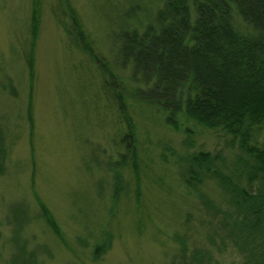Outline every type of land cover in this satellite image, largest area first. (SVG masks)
<instances>
[{
    "label": "rangeland",
    "instance_id": "1",
    "mask_svg": "<svg viewBox=\"0 0 264 264\" xmlns=\"http://www.w3.org/2000/svg\"><path fill=\"white\" fill-rule=\"evenodd\" d=\"M161 6V0H0V132L6 151L0 264H173L185 256L192 262L198 251H209L215 264L244 263L232 244L223 252L207 236L208 222L219 225L222 215H210L205 202L227 210L217 181L196 192L180 176L187 156L220 154L232 169L240 151L226 146L223 132L181 113L174 115L175 129L159 105L169 97L157 90V78L138 81L142 76L134 77L113 39L123 29L143 30L146 17L153 19ZM132 8L136 14L127 15ZM73 15L111 77L70 42L66 25ZM114 76L119 87L137 89L147 99L131 92L125 104L115 100L109 89ZM130 116L138 172L131 165L108 168L126 151L118 143L129 133ZM42 205L61 237L43 217ZM99 247L104 250L97 255Z\"/></svg>",
    "mask_w": 264,
    "mask_h": 264
},
{
    "label": "trees",
    "instance_id": "2",
    "mask_svg": "<svg viewBox=\"0 0 264 264\" xmlns=\"http://www.w3.org/2000/svg\"><path fill=\"white\" fill-rule=\"evenodd\" d=\"M161 3L153 19L146 17L148 24L143 30L123 29L113 39L120 44L124 64H132L134 77L142 76L138 81L157 78V90L169 97L159 105L168 111L166 121L175 129L179 126L174 115L181 113L200 126L223 132L229 138L226 146L240 151L232 169L220 154L201 151L187 156L182 159L185 168L180 176L193 191L198 192L206 181L215 180L224 192L227 210L205 202L210 215L216 219L222 215L219 225L208 222L210 242L223 252L232 244L244 256L243 264H264V0H161ZM126 14L135 15V8ZM80 27L73 15L66 25L70 42L103 64L111 77V68ZM201 69L206 71L204 77ZM115 78L109 81L115 100L125 104L131 92L135 98L147 99L138 97L137 89L129 92L119 87V82L113 81ZM131 120L130 116L129 133L118 143L125 144L126 151L119 162L109 163L108 168L119 170L131 165L134 172L139 170L136 131ZM5 157L0 132V172ZM117 179L123 181L120 173ZM120 191L117 188V195ZM42 210L48 225L61 237L50 211L44 205ZM103 250L97 248L96 254ZM183 252L186 253L185 248ZM192 259L187 262L185 256L183 261L173 264H207V261L215 264L209 251H198Z\"/></svg>",
    "mask_w": 264,
    "mask_h": 264
}]
</instances>
